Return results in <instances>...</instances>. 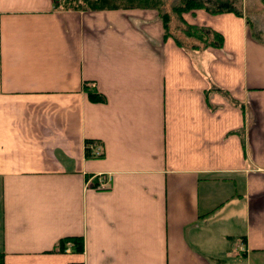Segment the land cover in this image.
<instances>
[{"label":"crops","instance_id":"crops-1","mask_svg":"<svg viewBox=\"0 0 264 264\" xmlns=\"http://www.w3.org/2000/svg\"><path fill=\"white\" fill-rule=\"evenodd\" d=\"M182 18L222 44L179 45L155 8L0 0L3 264H264V23Z\"/></svg>","mask_w":264,"mask_h":264},{"label":"trees","instance_id":"trees-1","mask_svg":"<svg viewBox=\"0 0 264 264\" xmlns=\"http://www.w3.org/2000/svg\"><path fill=\"white\" fill-rule=\"evenodd\" d=\"M53 7L56 8H74V9H96V8H118V7H149L158 11V16L162 21L163 36H173L175 41L182 45H190L191 48L206 47L213 45L219 47L222 44V35L208 27L192 25L182 18V13L195 8H204L210 13H219L231 11L242 15L240 9L236 7L234 0H182L179 4L171 6V10H163L162 0H52ZM83 5V6H82ZM247 22L249 19L246 18ZM179 21V22H178ZM172 22L176 25L178 33L173 31ZM178 22V23H177ZM251 32L258 35L259 31L251 28ZM260 35V34H259ZM194 42H188L189 40ZM84 92L92 101H102L104 96L96 89V87L85 81L82 84ZM89 141V140H87ZM69 246L73 252H82L83 239L82 236H65L58 240L56 249L64 251ZM2 250H0V264L2 262ZM69 264H83L82 262H71Z\"/></svg>","mask_w":264,"mask_h":264},{"label":"rangeland","instance_id":"rangeland-1","mask_svg":"<svg viewBox=\"0 0 264 264\" xmlns=\"http://www.w3.org/2000/svg\"><path fill=\"white\" fill-rule=\"evenodd\" d=\"M124 1V0H123ZM182 0H162V8L163 10H171V6L174 4H179ZM236 7L241 10L242 14L245 15L246 18L249 19L250 22V28H253L254 30H257L258 27V22L261 24L264 23V18L263 15L258 14L257 15V8H259L260 3L264 6V2L262 3L260 0H234ZM115 2H118L116 0ZM83 6V5H82ZM264 9H262L263 11ZM256 19H260V21H256ZM179 22V21H178ZM177 22V23H178ZM176 25L174 22H172L171 27H175ZM173 31L178 33V29L173 28ZM260 33H258L259 35ZM264 38V36H263Z\"/></svg>","mask_w":264,"mask_h":264},{"label":"built area","instance_id":"built-area-1","mask_svg":"<svg viewBox=\"0 0 264 264\" xmlns=\"http://www.w3.org/2000/svg\"><path fill=\"white\" fill-rule=\"evenodd\" d=\"M95 154H98L99 152L96 150L94 152ZM97 187H107L108 185V179H106L104 176H100L97 180Z\"/></svg>","mask_w":264,"mask_h":264}]
</instances>
